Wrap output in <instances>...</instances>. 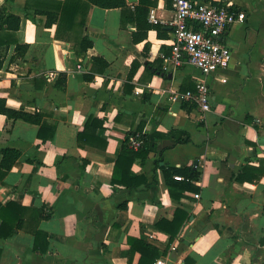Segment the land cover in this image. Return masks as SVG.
Here are the masks:
<instances>
[{
  "label": "crops",
  "instance_id": "crops-1",
  "mask_svg": "<svg viewBox=\"0 0 264 264\" xmlns=\"http://www.w3.org/2000/svg\"><path fill=\"white\" fill-rule=\"evenodd\" d=\"M46 1L52 0H0L21 18L16 36L29 46L13 64L10 48L0 68V99L42 119L37 125L0 114V166L3 150L21 154L0 175V203L16 204L10 216L19 226L0 237V264H139L131 237L166 252L154 264H264V0H195L231 4L246 15L219 38L232 60L208 77L207 113L179 98L195 89L200 71L188 63L165 67L172 0H150L159 23H149L162 30L150 29L136 44L131 14L139 0H126V11L91 6L85 35L94 44L86 52L67 40L70 31L59 37L57 25L48 27L35 11ZM94 57L105 59L107 69L94 65ZM42 125L55 127L54 135L43 140ZM130 132L156 140L146 163L132 167L149 188L112 184ZM173 132L189 135V142H178ZM168 167L201 170L199 190L173 199ZM177 209L188 217L171 240L158 224ZM39 243L45 251L35 249Z\"/></svg>",
  "mask_w": 264,
  "mask_h": 264
},
{
  "label": "trees",
  "instance_id": "trees-1",
  "mask_svg": "<svg viewBox=\"0 0 264 264\" xmlns=\"http://www.w3.org/2000/svg\"><path fill=\"white\" fill-rule=\"evenodd\" d=\"M45 9L43 11L35 10L37 13L45 15L47 17L46 25L52 27L57 25V32L59 37L62 33L71 32V35L67 38L69 41H74L78 52H86L89 50L94 42L85 35V26L88 12L91 6H97L104 9H122L128 10L126 0H65V1H46ZM152 3L150 0H139V4L134 7V12L131 14L132 22L136 30L133 32L134 43H140L147 39V33L152 28L162 30L161 26H153L148 21V15ZM21 18L13 14L7 6L0 7V68L8 56L9 50L12 46H15V53L10 60V64L18 62L23 59L27 53L29 46L27 44H20L16 36L17 31L20 28ZM94 65H100L107 69L109 63L99 57L93 58ZM136 68L132 66V74L134 75ZM0 114L7 116L13 120H23L31 124H42V119L38 114H29L24 111H18L7 107L5 99H0ZM90 127V123H87L86 129ZM50 131L46 136L44 132ZM96 131V126L93 128V133ZM55 133V127H48L42 125L39 131V136L46 140L53 136ZM176 133L180 135L184 132H173L172 137H177L176 140L181 143L189 142V135L185 138L181 136H174ZM138 135V133L130 132L122 143L121 152L116 160L112 184L123 186L131 190L137 189L142 184L149 188L151 183L147 177L134 174L132 171L133 164L137 161H141L145 164L151 153L157 150L156 140L151 135L139 134L142 140L140 148L135 149L132 147L131 139ZM21 154L15 149L3 150V159L1 163V169L4 176L9 172L19 161ZM165 182L169 187L170 195L175 200H181L184 197V192L195 191L199 188L196 183L201 180L202 171L190 167L176 168L168 167L164 169ZM176 176H182V181H177ZM127 204L124 205V207ZM16 207L14 203H8L3 205L0 203V219L2 221L0 227V237L9 238L14 233L18 224L11 220L10 211ZM188 217L182 209H177L174 218L171 221H161L158 225L159 228L170 234L171 240H173L180 232L185 220ZM19 227V226H18ZM37 235H43L41 232H35ZM129 244L131 247V255L136 251L141 254L139 264H154L161 256L166 252H161L157 247L145 240L138 238H129ZM48 245V244H47ZM42 244L39 243L35 246V249L45 251L47 246L42 249Z\"/></svg>",
  "mask_w": 264,
  "mask_h": 264
},
{
  "label": "built area",
  "instance_id": "built-area-1",
  "mask_svg": "<svg viewBox=\"0 0 264 264\" xmlns=\"http://www.w3.org/2000/svg\"><path fill=\"white\" fill-rule=\"evenodd\" d=\"M172 6L174 17L170 24L173 40L171 55L166 59L168 63L165 67L176 68L188 63L200 71L202 76L196 82L195 89L181 93L179 98L195 103L203 113H207L212 110L208 77L228 69L232 60V51L219 38L228 28L244 22L246 15L231 4L172 0ZM148 20L152 24L159 23L154 10L150 11ZM131 144L135 149L141 147L139 134L131 139ZM175 179L182 181L183 177L176 176ZM158 264H166V261L161 259Z\"/></svg>",
  "mask_w": 264,
  "mask_h": 264
},
{
  "label": "water",
  "instance_id": "water-1",
  "mask_svg": "<svg viewBox=\"0 0 264 264\" xmlns=\"http://www.w3.org/2000/svg\"><path fill=\"white\" fill-rule=\"evenodd\" d=\"M129 1V3H135L136 2V0H128Z\"/></svg>",
  "mask_w": 264,
  "mask_h": 264
},
{
  "label": "clouds",
  "instance_id": "clouds-1",
  "mask_svg": "<svg viewBox=\"0 0 264 264\" xmlns=\"http://www.w3.org/2000/svg\"><path fill=\"white\" fill-rule=\"evenodd\" d=\"M9 103L11 104V103H13L12 101H9Z\"/></svg>",
  "mask_w": 264,
  "mask_h": 264
}]
</instances>
